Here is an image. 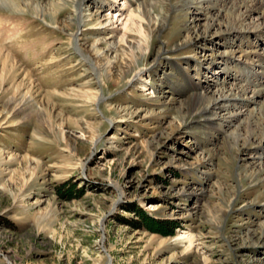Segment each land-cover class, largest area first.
I'll use <instances>...</instances> for the list:
<instances>
[{
    "label": "rangeland",
    "instance_id": "rangeland-1",
    "mask_svg": "<svg viewBox=\"0 0 264 264\" xmlns=\"http://www.w3.org/2000/svg\"><path fill=\"white\" fill-rule=\"evenodd\" d=\"M36 1L0 0V264H264V28L205 31L241 0L144 38L157 0ZM199 92L233 104L178 120Z\"/></svg>",
    "mask_w": 264,
    "mask_h": 264
},
{
    "label": "bare ground",
    "instance_id": "bare-ground-1",
    "mask_svg": "<svg viewBox=\"0 0 264 264\" xmlns=\"http://www.w3.org/2000/svg\"><path fill=\"white\" fill-rule=\"evenodd\" d=\"M7 1V0H6ZM33 3H36L34 8V12L36 11L38 14H44V8L41 6L36 0H31ZM83 0H77V10L80 9V4ZM31 2V3H32ZM157 2H161L164 6L163 10L159 14V18H152L151 11L153 7V3L146 2L142 4L141 7L134 8L130 13L127 15L128 18H124V25L126 22H129L130 29L137 30L139 34L144 38L146 37V34L148 35H154L160 30V28L164 25L167 14L171 10L169 7L167 0H157ZM219 2H223V5L228 2V0H186L183 3V7H190L192 4H199L202 8H214ZM203 4H206L203 6ZM31 5V4H30ZM229 5V6H228ZM227 9V14L225 18H222V16L213 17L210 20V23L207 24V28L205 31L210 30L214 26L224 27L225 29L222 30L230 31L234 30L236 34L240 37L244 36V34H247L249 32L258 33V36H260V32L264 28V0H241L238 2H232L226 5L225 7ZM198 9V7H196ZM224 10V8H223ZM199 12L197 13V15ZM255 14L258 16V20L263 21V24L260 23V21L257 23L256 21L248 20V18ZM108 16H103L102 18L96 17L95 19L98 20L97 24L103 23V21H109ZM223 20V21H222ZM145 22L146 28H144L143 23ZM218 23V24H217ZM260 27V28H259ZM258 28V29H257ZM191 35L186 36V41L189 42L191 39ZM239 37V38H240ZM75 42H76V36H74ZM101 40H96L92 44V49L94 51L95 57L100 55L99 49L97 48L98 43H100ZM121 41L124 43L126 42L124 38H121ZM114 46V45H113ZM143 42H137L135 47L134 45H130V52L128 53L130 58L137 57V53L140 55L142 54L144 47ZM108 47V46H107ZM112 48L113 47H109ZM116 48V47H115ZM159 50V49H158ZM102 53V52H101ZM16 64L13 62V60L10 59V57L5 54L2 49L0 48V79L3 80L4 77L7 76V74H10L13 69H15ZM263 66V65H262ZM264 68V67H263ZM264 72V71H263ZM26 75V74H25ZM256 75V74H254ZM11 76V75H10ZM257 78V77H256ZM255 78V79H256ZM6 79V78H5ZM252 80V79H251ZM249 82V81H248ZM255 85V82L253 83ZM87 91L84 92L85 95H87ZM219 95V94H218ZM234 95V94H233ZM260 90L256 89L252 93V97L248 100V102L257 103L259 100V97H261ZM96 95H94L95 97ZM220 96H223L222 94ZM214 97V95H208L205 92L197 93L195 95H189L184 102L177 107V114L176 117L178 120L183 121L184 117L192 116L198 112H207L209 111L210 107L216 106L218 107H227V105H232V101L227 100V96L220 98ZM232 96V94H231ZM235 96V95H234ZM232 98V100L236 99V97ZM225 100V101H223ZM231 102V103H229ZM254 114H259L260 112L252 111ZM256 116V115H255ZM48 117V116H47ZM31 164V163H30ZM28 167V166H27ZM30 170V169H29ZM32 170V169H31ZM34 170V169H33ZM32 170V171H33ZM30 172V171H29ZM33 174V173H32Z\"/></svg>",
    "mask_w": 264,
    "mask_h": 264
}]
</instances>
